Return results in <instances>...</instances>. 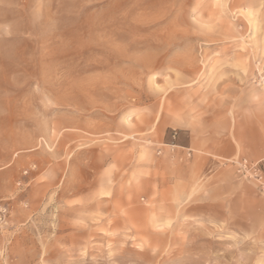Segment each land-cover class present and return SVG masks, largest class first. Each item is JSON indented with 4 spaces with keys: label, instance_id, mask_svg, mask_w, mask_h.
Segmentation results:
<instances>
[{
    "label": "rangeland",
    "instance_id": "1",
    "mask_svg": "<svg viewBox=\"0 0 264 264\" xmlns=\"http://www.w3.org/2000/svg\"><path fill=\"white\" fill-rule=\"evenodd\" d=\"M0 264H264V0H0Z\"/></svg>",
    "mask_w": 264,
    "mask_h": 264
}]
</instances>
